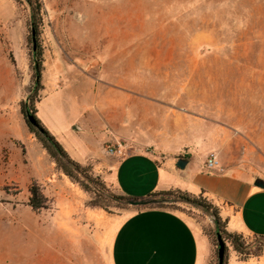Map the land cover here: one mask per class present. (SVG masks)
Instances as JSON below:
<instances>
[{
	"label": "rangeland",
	"instance_id": "rangeland-1",
	"mask_svg": "<svg viewBox=\"0 0 264 264\" xmlns=\"http://www.w3.org/2000/svg\"><path fill=\"white\" fill-rule=\"evenodd\" d=\"M42 3L38 44L46 82L54 75V53L73 58L87 52L85 48H96L100 57H106L111 49L116 56L120 50L130 49L133 58L144 49L174 47V79L189 80L188 89L196 100L212 110L219 104L224 107L227 126L233 130L228 151L233 166L264 183V0ZM24 6L19 9L13 0H0V116L3 128L11 132L4 142L0 201L16 202L20 209L29 207L28 188L33 181L50 200L48 210L34 215L29 207L28 217L24 215L23 225L14 235L21 248L27 239L30 242L29 258L34 241L35 264H110L109 249L118 227L144 208L130 206L108 213L87 207L89 195L56 170L30 132L21 110L34 80L30 10L26 3ZM148 52L155 57V51ZM44 95L43 91L42 98ZM37 108L39 117L48 114L46 106L38 104ZM175 206L179 209L168 210L185 214L204 235L210 234L213 223L209 215L182 204ZM42 236L51 241L36 252L37 239ZM259 258L264 256L252 259Z\"/></svg>",
	"mask_w": 264,
	"mask_h": 264
},
{
	"label": "crops",
	"instance_id": "crops-1",
	"mask_svg": "<svg viewBox=\"0 0 264 264\" xmlns=\"http://www.w3.org/2000/svg\"><path fill=\"white\" fill-rule=\"evenodd\" d=\"M83 50L87 52L73 58L54 53V75L46 82L43 74L45 95L39 104L46 106L49 123L39 112L38 117L69 156L91 165L119 195L145 197L170 190L202 195L218 208L228 231L250 240L264 237V188L229 158L233 130L224 107L212 110L196 100L189 80L174 79V47L144 49L133 58L130 49L118 56L111 49L106 57L96 48ZM148 51H155V57ZM3 124L0 116V173L4 142L11 135ZM116 144L128 154L110 156L106 147ZM211 154L219 158L222 172L205 168ZM29 211L0 201V264H35L34 241L29 258L28 239L22 248L14 240ZM214 251L190 217L146 209L120 224L109 258L110 264H210ZM256 263L264 264V259L241 262L230 252L228 264Z\"/></svg>",
	"mask_w": 264,
	"mask_h": 264
},
{
	"label": "trees",
	"instance_id": "trees-1",
	"mask_svg": "<svg viewBox=\"0 0 264 264\" xmlns=\"http://www.w3.org/2000/svg\"><path fill=\"white\" fill-rule=\"evenodd\" d=\"M19 9H25L24 4L28 5L30 10V20L28 26L35 31L36 50L34 44L32 47L33 56V86L29 91L26 101L22 103V114L26 119V114L31 112L36 119L38 126L42 129L41 133L36 127L27 123L32 134L35 135L42 148L47 152L50 159L56 166V170L69 180L78 185L90 200L86 203L87 207L92 209H103L111 213L112 209H126L130 206H141L146 209H175L177 204H182L190 208H195L212 218L213 229L209 235L210 241L215 247L214 256L210 264H228L229 252L236 253L239 261L245 262L252 258L264 256V237L255 236L252 240L245 239L242 235L232 233L227 230V221L220 217L219 210L210 201L202 195L196 196L180 190L160 191L149 194L145 197H127L116 194L112 191L102 179L95 175L91 165L83 166L74 161L63 146L57 141L54 135L44 125L38 117V104L42 101L41 93L44 91L43 72L44 60L41 47L38 44L39 21L41 20L43 3L42 0H13ZM32 41H33V36ZM26 121V120H25ZM28 205L35 213L48 210L50 200L45 196L41 186L33 181L29 188ZM172 204L167 206L166 204ZM218 237L225 244L224 261L220 263L218 256Z\"/></svg>",
	"mask_w": 264,
	"mask_h": 264
},
{
	"label": "built area",
	"instance_id": "built-area-1",
	"mask_svg": "<svg viewBox=\"0 0 264 264\" xmlns=\"http://www.w3.org/2000/svg\"><path fill=\"white\" fill-rule=\"evenodd\" d=\"M106 152L110 155V156H117V157H124L126 156V151L123 149V146L120 144H116V145H108L106 147ZM205 168L209 171V172H222L223 171V166L220 162V160L218 159V157L216 156V154H211L205 162Z\"/></svg>",
	"mask_w": 264,
	"mask_h": 264
},
{
	"label": "water",
	"instance_id": "water-1",
	"mask_svg": "<svg viewBox=\"0 0 264 264\" xmlns=\"http://www.w3.org/2000/svg\"><path fill=\"white\" fill-rule=\"evenodd\" d=\"M32 36H33V44H34V51L36 50V41L34 39L35 37V31H32ZM26 123L30 124L31 126L36 127L41 133H43L42 129L38 126V123L36 121V119L34 118V116L32 115L31 112H28L26 114ZM179 165H184L183 161L179 162ZM256 184L261 187L264 188V183L263 182H256ZM218 256H219V261L220 263H222L224 261V257H225V244L224 242L221 240L220 237H218Z\"/></svg>",
	"mask_w": 264,
	"mask_h": 264
},
{
	"label": "bare ground",
	"instance_id": "bare-ground-1",
	"mask_svg": "<svg viewBox=\"0 0 264 264\" xmlns=\"http://www.w3.org/2000/svg\"><path fill=\"white\" fill-rule=\"evenodd\" d=\"M47 239V237H39L38 239H37V241H38V243H36V252H38L39 250V248L41 249V250H43V248H44V246L45 245H47V243H49L50 241H51V239L49 240H46ZM36 242V241H35Z\"/></svg>",
	"mask_w": 264,
	"mask_h": 264
}]
</instances>
